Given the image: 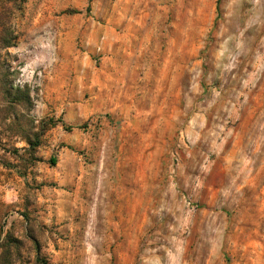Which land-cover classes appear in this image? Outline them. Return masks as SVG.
Listing matches in <instances>:
<instances>
[{
  "label": "rangeland",
  "instance_id": "374dc122",
  "mask_svg": "<svg viewBox=\"0 0 264 264\" xmlns=\"http://www.w3.org/2000/svg\"><path fill=\"white\" fill-rule=\"evenodd\" d=\"M12 23L0 85L32 104L0 90L1 256L264 264V0H27Z\"/></svg>",
  "mask_w": 264,
  "mask_h": 264
},
{
  "label": "trees",
  "instance_id": "16d2710c",
  "mask_svg": "<svg viewBox=\"0 0 264 264\" xmlns=\"http://www.w3.org/2000/svg\"><path fill=\"white\" fill-rule=\"evenodd\" d=\"M26 3L27 0H0V51L9 49L17 44L19 33L16 31L12 20ZM0 90L8 96L9 102L12 104H23L26 107L32 104L31 91L27 86L21 87L10 81L5 85L1 84ZM51 162L55 165L56 160L52 159ZM37 253L39 264H47L40 260L39 248ZM0 264H15V260L0 255Z\"/></svg>",
  "mask_w": 264,
  "mask_h": 264
},
{
  "label": "bare ground",
  "instance_id": "6f19581e",
  "mask_svg": "<svg viewBox=\"0 0 264 264\" xmlns=\"http://www.w3.org/2000/svg\"><path fill=\"white\" fill-rule=\"evenodd\" d=\"M263 24L264 23H262L261 26H263ZM244 37H245V35H243V37L241 39L242 41H244ZM246 46H248V44ZM249 48H250V51L245 56H249L251 53H253L254 49L259 50V51H262V50L264 51V39L259 40V34L256 33V35L254 36V38L252 39V41L250 43ZM238 71H239L238 67L233 69V73H235L236 76L239 73ZM235 102H236V100H235ZM119 184L122 188H124L125 186H128V185H129V187L133 186V183L130 180L124 181L123 179H121V182H119Z\"/></svg>",
  "mask_w": 264,
  "mask_h": 264
}]
</instances>
